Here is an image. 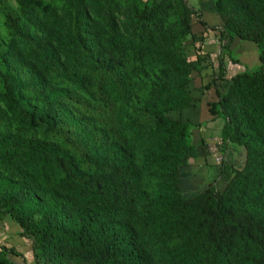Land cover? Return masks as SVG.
<instances>
[{"label": "trees", "instance_id": "trees-1", "mask_svg": "<svg viewBox=\"0 0 264 264\" xmlns=\"http://www.w3.org/2000/svg\"><path fill=\"white\" fill-rule=\"evenodd\" d=\"M16 2L0 3V221L34 264H264V0H214L222 25L200 20L194 61L187 0ZM212 34L209 112L223 151L245 160H222L186 197L182 171L205 150L194 73L215 62ZM235 38L257 46L259 66L229 77ZM0 264L29 263L2 242Z\"/></svg>", "mask_w": 264, "mask_h": 264}, {"label": "rangeland", "instance_id": "rangeland-1", "mask_svg": "<svg viewBox=\"0 0 264 264\" xmlns=\"http://www.w3.org/2000/svg\"><path fill=\"white\" fill-rule=\"evenodd\" d=\"M39 1L43 4H50L51 0H35ZM121 1H127V0H121ZM147 1V0H144ZM188 3L196 9V14L192 16V36L189 37V39L185 42V49H186V57L194 61L197 59L198 52L196 51L197 47L196 44L193 42V38L199 37V36H206L205 28L202 25L201 21L205 22L210 27H220L222 25L220 17L215 11L214 6V0H210V4H206L204 7L205 12L203 17V12L200 9L201 7H198L201 5L203 0H187ZM5 3L7 6H10L14 9L18 8V4L16 0H0V3ZM207 3V2H206ZM210 10H208V7ZM172 17L171 19H173ZM4 27V19L0 14V31L5 34V31L3 29ZM5 36V35H4ZM226 45L229 46L231 50V55L238 60L237 64H233L231 61V58L229 56L225 57L226 66L228 70V76H234L240 72H243L244 70H254L259 66V60H258V49L257 46L252 42L247 41H241L238 38H235L233 40H228L225 42ZM219 49H220V40L215 37L213 34L208 37L205 43L204 51L207 53H213V60L215 62H206L204 65H207L201 73H194V80H195V86L202 91L203 95L202 102H201V118L200 121L203 123L210 121L213 117L210 112V104L213 102H216L217 96L215 93V89L207 90L206 86L211 84L213 82V79L217 78L218 74V62H217V56L219 55ZM220 84V82H219ZM208 119V120H207ZM206 128V126L204 127ZM204 128L194 130L193 131V140L194 143L199 148H208L210 151L209 143H211L212 140L207 139V131L204 130ZM216 141V140H215ZM204 142V143H203ZM214 144L218 145L219 151L216 155H213L212 153H205L202 154L199 159L195 160L196 163L191 164L190 166L186 167L182 171V177H183V184H184V191L186 194V197H193L197 193L198 190L201 191L204 188H206L209 183L214 184L215 180H218V173H219V167L222 163V160H226L227 162L234 163L236 166L241 167L243 165V161L245 160V151L240 146L233 145L231 149H233V158L228 156V151H223V142L222 141H216ZM214 146V145H213ZM204 150L201 151V153ZM242 154H241V153ZM240 154V155H237ZM204 157L206 158L204 160ZM225 158V159H224ZM224 183L219 181L218 188L220 190L223 189ZM197 190V191H196ZM8 220H5L2 222V225H5L4 228L7 230L5 231L6 236L9 235L10 242L12 244H15L20 252H23L25 254V257L28 260L29 264H34L33 260V254H32V248L29 241L22 239L19 235L18 229L15 227V229H8L7 224ZM10 228V227H9ZM9 232V233H8ZM6 236H0V240H4V237ZM18 262V261H17Z\"/></svg>", "mask_w": 264, "mask_h": 264}, {"label": "crops", "instance_id": "crops-1", "mask_svg": "<svg viewBox=\"0 0 264 264\" xmlns=\"http://www.w3.org/2000/svg\"><path fill=\"white\" fill-rule=\"evenodd\" d=\"M207 2V3H206ZM206 4H210V0H203L202 1V3H201V5L200 6H198V7H201L200 9L202 10V12H203V17L205 18V14H204V12H205V9H204V7L203 6H205ZM208 7V6H207ZM209 8H211V7H208V10H210ZM212 9V8H211ZM211 118V120L209 121L208 119V121L207 122H205V123H203V125H202V128H204L205 126H206V128H204V130H206L207 131V133H208V137H207V139L208 140H212L211 141V143H209V146H210V149H211V151L208 149V150H204L202 153L200 152V156L202 155V154H205V153H212L213 155H216L217 154V152L219 151V149H218V145H216V144H214L216 141H222V130H223V126H224V122H223V120L222 119H215L214 117H210ZM201 130V129H200ZM216 140V141H215ZM214 145V146H213ZM233 149H231V147L229 148V151H228V156L229 157H232L233 158ZM197 159H199V158H197ZM196 159V160H197ZM206 158L204 157V160H205ZM193 163H196L195 162V160H193V161H191L190 162V165L191 164H193ZM9 221V220H8ZM2 222L3 221H0V236L2 235V236H6V233H5V231L7 230L6 228H4V226L5 225H2ZM15 224H12V222H8V224H7V228L8 229H15V227L16 226H14ZM10 227V228H9ZM9 233V232H8ZM10 237H9V235H7L6 237H4V240H0V243H2V242H4V243H11L10 242Z\"/></svg>", "mask_w": 264, "mask_h": 264}]
</instances>
